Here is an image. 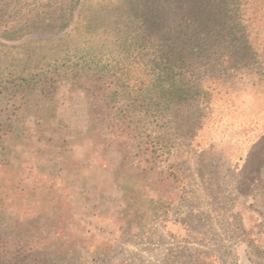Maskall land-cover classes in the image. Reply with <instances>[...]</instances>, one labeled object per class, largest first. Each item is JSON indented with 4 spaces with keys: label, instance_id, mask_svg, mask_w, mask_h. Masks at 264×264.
Returning <instances> with one entry per match:
<instances>
[{
    "label": "rangeland",
    "instance_id": "obj_1",
    "mask_svg": "<svg viewBox=\"0 0 264 264\" xmlns=\"http://www.w3.org/2000/svg\"><path fill=\"white\" fill-rule=\"evenodd\" d=\"M231 1L223 46L154 79L140 61L185 47V1L0 0V119L16 76L59 73L54 112L29 102L4 142V257L264 264V0Z\"/></svg>",
    "mask_w": 264,
    "mask_h": 264
},
{
    "label": "trees",
    "instance_id": "obj_2",
    "mask_svg": "<svg viewBox=\"0 0 264 264\" xmlns=\"http://www.w3.org/2000/svg\"><path fill=\"white\" fill-rule=\"evenodd\" d=\"M187 4L184 11L185 13V32L178 34L177 38H181L185 43L184 48L174 49L166 45L161 46L158 49L152 48L147 55L145 63L140 61V64H144L150 67L155 76L154 79H158L161 76L169 77L170 71L175 68H182L183 64L187 62V58L190 56L203 55L209 52V49L213 43H218V45L223 46L224 42L228 40L230 31L227 30L229 22H233L231 15L237 9L234 8V3L231 0H183ZM214 28L217 31H214ZM239 29H242L238 27ZM152 39L155 41H163L162 36L158 34L151 35ZM245 44L249 48L251 41L245 39ZM226 57V56H225ZM231 65L234 67L239 64L243 59L238 58L234 61L233 59ZM243 64H246L244 62ZM102 70L111 72V76L118 77V69L115 65L106 63L104 66L100 67ZM59 73L46 72V73H36L28 75L16 76L17 82L14 84L15 91L21 95L18 105H13L12 112H7L6 116L0 119V202L2 203L5 195H7V189L4 188L5 174L11 169L8 158L4 156L6 154L7 148L4 142L7 138H10L17 132L16 127L12 124L18 119L20 115V110L30 107L29 102L33 105H38L44 111H40L41 115H48L54 112V103L51 102L52 97L48 94L51 90H54V82L56 81ZM153 80V79H152ZM156 85V84H154ZM155 90L156 96H161L167 98L173 97L176 88L168 87L167 89L161 85H156ZM175 86V85H173ZM104 89H107L106 87ZM139 92H142L143 87L141 86ZM110 98H113V94L110 93ZM107 94V95H108ZM109 97V96H108ZM35 102V103H34ZM14 104V103H13ZM32 106V105H31ZM5 121V122H3ZM142 171L146 172L143 168ZM145 186H148L146 184ZM0 205V223L2 220V208ZM20 238L11 241L13 251L10 257H4L3 253L0 252V264H41L36 261V259H29L28 254L23 253V247L20 246ZM4 248V242L2 236L0 235V250Z\"/></svg>",
    "mask_w": 264,
    "mask_h": 264
}]
</instances>
